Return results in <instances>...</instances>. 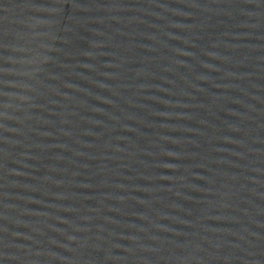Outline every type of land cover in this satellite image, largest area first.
<instances>
[{
  "label": "water",
  "instance_id": "water-1",
  "mask_svg": "<svg viewBox=\"0 0 264 264\" xmlns=\"http://www.w3.org/2000/svg\"><path fill=\"white\" fill-rule=\"evenodd\" d=\"M0 264H264V0H0Z\"/></svg>",
  "mask_w": 264,
  "mask_h": 264
}]
</instances>
